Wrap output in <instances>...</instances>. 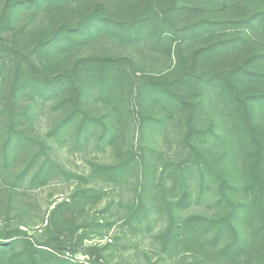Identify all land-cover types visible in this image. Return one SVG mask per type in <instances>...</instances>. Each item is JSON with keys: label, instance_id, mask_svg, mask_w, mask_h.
Returning <instances> with one entry per match:
<instances>
[{"label": "rangeland", "instance_id": "obj_1", "mask_svg": "<svg viewBox=\"0 0 264 264\" xmlns=\"http://www.w3.org/2000/svg\"><path fill=\"white\" fill-rule=\"evenodd\" d=\"M7 2L0 0V15ZM132 2L50 0L17 8L13 12V31L20 40L17 54L4 52L3 45L9 38L0 36V54L6 58L5 66L18 62L27 66L24 56L34 52L32 40L55 27L74 24L80 16L92 12L120 16L122 10L132 5ZM263 2L256 0L247 4L245 0H180L178 5L185 4V7L179 9V15L173 21L177 26H184L198 24L207 18L248 17L258 10L264 11ZM244 30L218 23L178 35L172 32L161 38L157 33L131 37L110 31L100 21L92 29L81 35L76 34L71 41L54 48V56L71 61L68 67L76 60L92 57L115 56L122 59L112 70L117 80L104 85L94 78L87 79L83 85V101H74L80 116L73 119L65 131L53 134L50 133L60 119L75 108L74 104L70 102L63 105L55 97L37 99L29 121L31 132L41 139L47 138L50 147L44 151L53 169L40 182L31 184L30 176L19 185L11 186L9 180H13V176L31 162L33 151L38 150V145L31 149H17L14 155L16 159L10 161L7 169L1 170L4 165L0 163V242L10 241L11 238L7 237L19 228L25 233L18 235L21 239L10 247L11 253L27 251L31 243L34 247L85 264H161L160 251L153 236L166 221V213L161 216L157 209L152 211L150 222L146 221L143 227L127 224L124 215L126 205L134 197L136 174L133 172L120 181L104 180L94 174L92 168L95 164H113L121 155L132 150L139 162L144 161L146 164L148 181L154 191L153 195L147 194V199L153 197L151 200L156 202L158 175L165 168L166 186L176 182L178 176L180 181L186 179L187 183V187L178 184L176 194L165 190L167 199L181 200L185 190L191 193L190 199L180 207L179 218L218 212L221 208L218 204L220 193L212 166L218 161L228 176L241 184L245 156L248 154L247 148L233 130L230 105L210 86L178 83L176 89L180 93L179 98L184 100L181 103L178 97L173 99L167 92L153 91L145 82L149 77L173 82L186 73H199L200 69L191 70L194 66L193 54L218 38L230 40L235 37L233 49L228 47L225 53L231 50L236 54L244 45L250 48L253 40H264L263 28L249 29L248 35H245ZM199 56V62L203 61L201 54ZM81 67L84 73L89 69L83 65ZM262 84L261 88L264 89ZM85 112L106 120L109 130L103 138L104 127L96 121L79 134L77 128ZM255 114L264 126V107L258 106ZM4 120V116H1L0 132L6 126ZM189 132L198 133V138H189ZM191 142L203 149L210 165L203 159L199 161L201 165L195 162L189 154ZM1 151L0 148V155ZM174 168L176 173H173ZM186 168L188 170L183 171ZM85 189L89 190L88 196L78 197L74 202L72 197L78 192L82 194ZM240 194L244 193L241 191ZM64 200H70V204L54 214L56 204ZM163 205L159 202V206ZM70 218L71 230H65L64 226ZM182 254L183 251L179 249L172 256L165 253L163 264H177L174 261ZM13 264H24V261L20 258ZM29 264H36V261Z\"/></svg>", "mask_w": 264, "mask_h": 264}, {"label": "trees", "instance_id": "obj_2", "mask_svg": "<svg viewBox=\"0 0 264 264\" xmlns=\"http://www.w3.org/2000/svg\"><path fill=\"white\" fill-rule=\"evenodd\" d=\"M42 1L50 0H8L0 15V36L6 35L9 39L12 37L13 40H5L4 52L17 54L19 51L20 40L17 33L13 31L15 20L13 12L17 8L34 3L40 4ZM179 1L133 0L132 5L122 10L120 16L95 12L89 15L83 14L76 23L61 24L36 40L33 39L31 43L34 54L28 53L24 56L27 66H24L22 62L5 66L7 65L6 58L0 54V62L5 67L0 68V117L4 116L6 125L0 132L2 150L0 163L4 165L1 170L7 169L10 161L16 159L14 155L17 149H31L38 145V150L33 151L31 162L25 169L16 173L13 180H9L11 186L19 185L22 180L30 176L31 184L40 182L53 169L49 156L44 151L50 147L47 138L41 139L31 132L29 121L32 119L31 111L37 99L55 97L59 98L63 105L70 102L74 104V101L80 103L85 96L83 85L87 79L94 78L104 85L117 80L112 70L121 63L122 59L118 57L79 59L68 67L71 64L70 60L66 61L60 56L53 55L54 48L71 41L70 39L75 38L76 34H83L100 21L110 31L131 37L152 36L157 33L161 38L172 32L178 35L183 32H192L207 24L216 25L218 23L230 24L233 28H245V35H248L249 29L254 27L263 28L264 31L263 10H258L248 17L243 15L238 18H217L218 20L207 18L195 25L177 26L178 24L173 19L179 15V9L185 7V4L178 5ZM254 1L256 0H245L247 4ZM245 10L248 12V6ZM70 36L72 38H69ZM234 39L236 38L233 37L230 40L218 38L202 50L195 52L192 56L194 66L191 70L200 69L199 73H186L173 82L155 77H149L145 82L146 86L151 87L153 91L167 92L172 95L173 99L178 97L181 103L184 100L179 98L181 96L176 89L178 83L210 86L230 105L234 122L233 130L247 148L248 154L245 156L246 165L241 184L234 182L228 176L227 171L221 168L220 164L218 165V161L214 166L211 165L213 175L218 180L220 193L218 204L221 208L218 212L212 215L191 214L179 218L180 207L190 199L191 193L185 190L181 200L167 199L165 190L176 194L178 184L187 187V183L186 179L180 181L178 176L176 182H173L171 186H166L165 168H162L158 175V185L155 190L156 202L153 203V199L151 200L153 197L147 199V194L152 193L153 195L154 191L148 181L146 164L144 161L140 163L132 150L121 155L113 164H95L92 168L93 173L104 180L120 181L133 172L136 174L134 197L126 205L127 211L124 215L127 224L143 227L146 221L150 222L152 211L157 209L161 216L166 213L165 224L163 223L153 236L155 244L158 245V251H160L158 255L162 260L161 264L166 260L165 253L172 256V253L178 249L183 251V254L174 261L177 264H264V126L260 124L255 114L258 106L264 107V89L261 88L264 83V40L255 39L250 48L244 45V48H240L239 53L236 54L231 51L235 45ZM228 47L231 50L225 53ZM199 54L203 57V61L199 62ZM82 65L89 68L86 73ZM98 68L100 69L97 70ZM140 92L142 95V91ZM74 107L60 119L50 134L65 131L68 124L80 116L76 104ZM80 119L81 124L77 128L79 134L94 121L104 127L105 131L101 138L109 130L103 117L96 118L85 112ZM187 134L189 138H198V133L190 134L189 132ZM190 150L189 154L194 157L198 165H201L200 159L210 165L206 161L202 148L192 144ZM185 170L188 169H183ZM173 171V173L177 172L175 168ZM241 191L244 194H240ZM88 193L89 190L85 189L82 194L78 192L72 198L76 202L78 197L86 198ZM159 202L164 205L159 206ZM69 204L70 200L57 203L53 209L54 214L64 210ZM71 221V218L67 220L65 230H71ZM22 233L25 232L18 228L7 237L11 238L10 241L0 242V264H13L20 258L23 259L24 264H29L31 261H36V264H85L64 258L47 249L34 247L31 243L27 251L11 253L10 247L20 241L21 238L18 235Z\"/></svg>", "mask_w": 264, "mask_h": 264}]
</instances>
